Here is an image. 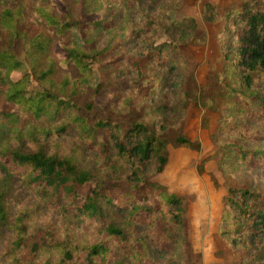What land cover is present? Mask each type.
Here are the masks:
<instances>
[{
  "label": "trees",
  "instance_id": "16d2710c",
  "mask_svg": "<svg viewBox=\"0 0 264 264\" xmlns=\"http://www.w3.org/2000/svg\"><path fill=\"white\" fill-rule=\"evenodd\" d=\"M55 2L0 0V264H202L186 201L151 181L169 145L200 149L191 104L220 114L216 157L234 178L217 256L264 264V0L203 4L223 23L206 86L179 48L204 42L196 20L173 18L184 0H84L85 21L76 0L64 14ZM96 65L108 81L94 86Z\"/></svg>",
  "mask_w": 264,
  "mask_h": 264
},
{
  "label": "rangeland",
  "instance_id": "374dc122",
  "mask_svg": "<svg viewBox=\"0 0 264 264\" xmlns=\"http://www.w3.org/2000/svg\"><path fill=\"white\" fill-rule=\"evenodd\" d=\"M32 1L28 0V2ZM73 1L67 0V5L55 2V11L64 14L69 7H73ZM76 1L77 6L73 8L77 17L87 20L84 13V0ZM208 1L221 11L238 3V0H184L182 8L173 15L175 20L190 18L196 20L198 34L204 37L202 43H186L179 47L183 56L192 63L196 79L202 86L208 84V79L213 72L220 73L224 67L219 38L223 23L210 24L201 18L202 6ZM66 40H68L67 37L55 39L53 48L58 58L64 56L60 45ZM105 46L106 43L103 42L99 48L103 50ZM101 67L96 65L94 68L96 73L94 86L108 81ZM122 83L126 88L127 81L123 80ZM95 102L99 112L107 114L108 101L105 97L97 96ZM220 119L218 112L200 104H191L187 109L184 131L192 142L200 145V149L169 145L167 166L162 174L151 179L153 183L165 187L170 194L186 201L188 239L194 253L201 256L202 264H227L226 259L217 256L216 228L224 199L234 178L224 176L220 172L216 157L219 147L213 136L220 125ZM89 189L87 185L80 190V193L85 195Z\"/></svg>",
  "mask_w": 264,
  "mask_h": 264
}]
</instances>
